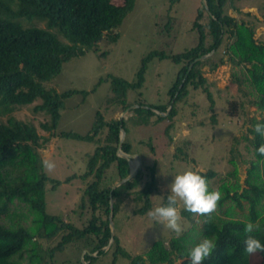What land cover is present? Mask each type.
<instances>
[{"label": "trees", "instance_id": "trees-1", "mask_svg": "<svg viewBox=\"0 0 264 264\" xmlns=\"http://www.w3.org/2000/svg\"><path fill=\"white\" fill-rule=\"evenodd\" d=\"M241 1L205 0L209 13L203 6L197 10L190 28L195 33V44L169 57L179 69L167 91L165 104L146 105L138 94H132L127 100L130 92L141 87L146 64L156 53L148 54L141 61L135 81L110 79V94L104 108L95 111L88 133L79 136L58 133L56 127L64 101L74 94L84 99L88 92L58 93L46 89L43 83L58 75L69 59L90 51L98 52L101 43L114 42L119 37L118 28L123 18L133 7V0H123L121 5H114L113 0H0V264H57L56 256L64 252H68L74 264H82V254L86 264H98L105 257H109V264H116L119 258L128 260L129 264H176L178 261V264H189L188 252L206 238L208 229L217 248L203 264H249L250 254L244 253L241 243L247 222L257 225L251 235L264 243V182L257 175L260 162L264 168V156L257 152L264 144V137L253 130L257 122L264 123V40L254 38L258 18L249 13L240 18L227 13L228 8L237 12L235 3ZM33 19L44 21L46 28L23 23ZM203 19L207 21L205 25L201 22ZM202 56L205 57L200 59ZM226 61L232 66L231 79L241 89H250V104L261 116L259 119L252 116L247 128L254 157L249 161L245 178V185L250 188H240L236 171L232 174L235 177L232 184L211 187L209 181L216 173L211 169L200 171L208 190L222 193L218 202L221 216H215L218 222L210 223L209 219L204 231H196L193 236L183 233L170 237L167 243L159 238L143 257L131 256L122 248L115 232L110 243L109 215L111 213L114 224L115 217L126 205L133 206L135 215H146L152 208L151 194L157 190L156 175L154 165H141L132 178L112 189L131 170L130 160L117 153L120 128L128 134L130 118L120 119L116 114L137 105L129 109L133 114L131 118L138 117L140 125L161 123L169 146L187 98L201 85L205 88L208 85L204 67L214 71ZM216 92L221 93V90ZM36 101L39 103L34 104ZM240 102L237 109L244 115L243 99ZM236 103L227 101L224 112L236 115ZM32 104L34 113L48 117L39 128L13 115L21 107ZM209 109L212 111L211 105ZM203 123L200 125L206 124ZM208 123L216 125L217 121L212 118ZM56 136L94 145L93 152L86 156L85 171L79 175L85 184L75 206L67 214L57 216L46 210L45 187L49 178L42 166V152ZM192 143L191 139H185L183 147L176 148L173 157L194 162V158L188 157L193 153L190 151ZM120 149L133 155V146L127 139ZM229 162L233 164V160ZM256 175L257 178L252 179ZM227 202L240 209L245 203L246 220L228 217L229 209L224 208ZM166 203L167 196H164L163 204ZM180 212L184 220L196 222L193 213L184 209ZM256 255L260 260L258 264H264V252L258 251Z\"/></svg>", "mask_w": 264, "mask_h": 264}, {"label": "rangeland", "instance_id": "rangeland-1", "mask_svg": "<svg viewBox=\"0 0 264 264\" xmlns=\"http://www.w3.org/2000/svg\"><path fill=\"white\" fill-rule=\"evenodd\" d=\"M172 1L133 0V7L123 18L118 28L119 37L114 42L107 45L101 43L98 52L90 51L69 59L63 63L58 75L43 83L46 89L58 93L68 90L88 92L84 99L80 94H74L64 101V109L61 110L56 127L58 133H73L79 136L88 133L95 111H102L110 94V79L114 77L128 82L135 81L141 61L148 54L156 53L146 64L141 87L130 92L127 100L132 94L134 96L138 94L146 105H162L167 102V91L179 69L178 64L169 57L195 44V33L191 32L190 28L196 18L197 10L202 6L201 0H176L171 3ZM122 2L123 0H113L114 5H121ZM235 6L237 12L228 8L227 13L238 18L244 13H249L258 18L259 25L254 38L256 41L264 40V0H242L240 3L236 2ZM201 22L205 25L207 21L203 19ZM23 23L46 28L45 22L40 19L24 20ZM203 70L208 85L206 88L205 85H201V88L199 87L187 98L180 112L181 118L176 121L179 127L172 134L171 145L167 146L161 123L155 126L140 125L138 117L133 119L130 111L125 113L124 118L130 119L127 121L128 134L124 139L133 146V155L140 157L142 167L144 165L155 167L157 190L151 194V210L162 205L164 196L170 194L167 186L174 176L189 168L198 172L213 170L216 177L209 183L214 188H218L221 184H232L235 181L232 174L236 171L240 188H250L245 185V178L249 161L254 157L249 143L251 136L247 128L252 116L256 119L261 116L256 107L250 104V89L248 87L241 89L231 79L232 66L229 62L219 65L214 71H209L207 67ZM216 90H221V93ZM241 99L245 107L244 115H241L237 109ZM230 100L237 102V114L234 116L224 112V108L228 106L227 101ZM38 103L39 101H36L34 104ZM34 104L21 107L13 115L16 119L39 128V124L47 121L48 117L40 112L34 113L32 111ZM209 105L213 108L212 111ZM122 113L116 116L120 117ZM212 118L216 119V125L208 123ZM201 122L206 124L202 126ZM187 138L194 142L190 150H193V153L190 152L188 155L194 158V162L181 161L173 157L175 149L182 146ZM51 142V145L42 152L44 159H51L56 165L52 171L44 169L49 178L45 187L46 210L50 215H65L75 206L84 188L85 183L79 175L85 171L86 156L93 152L94 145L61 136L54 137ZM149 146L154 150H150ZM230 160H233V164H230ZM136 163L135 158L130 159L131 170ZM260 163L257 175L259 180L264 182V168ZM257 175L252 179H256ZM178 206L180 210L183 209L182 202L178 201ZM242 206L243 208L240 209L232 202L224 204V208L229 209L228 217L246 220L248 214L246 204L242 203ZM133 210V206L122 207L113 224L120 245L131 256L143 257L157 239L163 238L167 243L170 237L177 236L147 214L135 215ZM220 214L217 206L216 211L210 216L194 214V218L197 219L194 223L181 217L180 223L184 229L181 235L187 233L193 236L196 231H204L205 221L210 219V223L216 224L218 221L215 216H221ZM212 237V231L208 229L206 238ZM67 253H59L56 256L57 264L62 262L67 264L66 261L74 264ZM82 255L81 261H83ZM109 260V257H105L98 264H109ZM259 261L256 253L249 255V264H258ZM178 263L179 261L176 262ZM116 264H129V261L119 258Z\"/></svg>", "mask_w": 264, "mask_h": 264}, {"label": "clouds", "instance_id": "clouds-1", "mask_svg": "<svg viewBox=\"0 0 264 264\" xmlns=\"http://www.w3.org/2000/svg\"><path fill=\"white\" fill-rule=\"evenodd\" d=\"M255 133L264 137V123L257 122L253 126ZM257 152L264 156V144L257 148ZM42 166L47 171L55 169L56 165L51 159H43ZM170 194L167 195V203L156 206L147 215L159 224L180 236L184 229L181 226V212L178 201L182 202L183 209L198 216H210L216 211L218 202L222 198L219 190H208V184L204 176L198 171L185 169L174 176L172 182L167 186ZM208 221H205L207 223ZM257 225L251 221L244 227V239L241 241L243 251L246 254L264 252V243L251 235ZM214 237L204 238L188 252L189 264H203L216 250Z\"/></svg>", "mask_w": 264, "mask_h": 264}, {"label": "water", "instance_id": "water-1", "mask_svg": "<svg viewBox=\"0 0 264 264\" xmlns=\"http://www.w3.org/2000/svg\"><path fill=\"white\" fill-rule=\"evenodd\" d=\"M201 3H202V6L205 8V10L209 13V10H208V7L206 5V2L205 0H201ZM205 56H202L200 59L204 58ZM197 60V59H196ZM138 106L137 105H132L130 108L126 109L121 115H120V119H124V116H125V113H127L129 111V109H134V108H137ZM169 109V108H168ZM124 137H125V131L123 130V128H120V138H119V144H118V149H117V153L119 156H122V157H125L126 159L130 160L131 158H135L137 160V163L136 165L134 166V168L132 170H130L129 174L121 179L120 181L116 182L112 189L115 188V187H118L120 186L121 184H123L124 182H126L127 180H129L130 178H132L138 171V169L140 168L141 166V159L138 155H129V154H125L121 151L120 149V146H121V143L123 142L124 140ZM111 200H110V208L112 207L111 206ZM109 227H110V233H111V240H110V243H112L113 241V232H114V226H113V221H112V215L110 213L109 215ZM82 264H86V262L82 261Z\"/></svg>", "mask_w": 264, "mask_h": 264}]
</instances>
